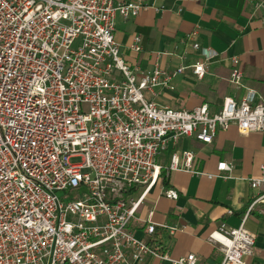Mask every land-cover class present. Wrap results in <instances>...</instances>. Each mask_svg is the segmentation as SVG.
I'll return each instance as SVG.
<instances>
[{
	"label": "built area",
	"instance_id": "obj_1",
	"mask_svg": "<svg viewBox=\"0 0 264 264\" xmlns=\"http://www.w3.org/2000/svg\"><path fill=\"white\" fill-rule=\"evenodd\" d=\"M149 7L144 0H0V264H136L146 257L198 264L194 253L173 258L161 242L138 237L131 220L157 184V155L170 142L186 136L211 143L231 125L264 131V99L243 84L234 56L229 81L244 88L242 98L225 96L214 111L207 102L159 105L158 89H174L185 68L201 79L218 52L200 45L195 29L183 39L198 53L188 65L131 67L115 19ZM130 48L141 49L140 36ZM193 158L192 150H176L167 169L205 174L191 169ZM260 169L247 178L252 190L264 184V163ZM160 194L178 196L163 186ZM253 211L264 215V190L237 227L221 221L208 235L222 252L220 264H264L247 259L255 234L244 223ZM153 213L144 220L148 235L183 231Z\"/></svg>",
	"mask_w": 264,
	"mask_h": 264
},
{
	"label": "crops",
	"instance_id": "obj_2",
	"mask_svg": "<svg viewBox=\"0 0 264 264\" xmlns=\"http://www.w3.org/2000/svg\"><path fill=\"white\" fill-rule=\"evenodd\" d=\"M144 1L149 8L128 19L120 15L115 19V38L131 67L150 70L156 61L168 70L188 65L198 53L189 44L185 45L183 39L195 29V39L200 45L218 52L201 79L185 68L174 77V89H158L154 99L159 105L191 109L207 102L214 111L225 96L242 98L244 88L229 81L234 56L238 58L243 84L264 99V0ZM135 36L141 37L139 51L130 48ZM175 46L177 50L173 52ZM183 51L185 56L181 58ZM185 149L194 153L191 169L205 174L183 169L168 171L171 154ZM157 161L162 166L161 176L131 220L132 230L140 238L161 242L173 258L194 253L198 264H220L222 252L217 244L209 241L208 235L221 221L237 227L252 196L264 190V184L252 190L247 180L261 175L264 131L240 133L231 125L219 130L211 143L183 136L176 143L170 142L157 155ZM220 161L231 162L232 168L218 170ZM207 173L214 176L209 178ZM162 186L176 190L177 198L160 194ZM152 208L154 221H178L184 225L183 231L169 234L158 228L154 236L145 233L144 220ZM228 209L232 214L227 213ZM244 224L255 234L253 253L247 259L263 261L264 215L253 211ZM136 264L169 263L146 257Z\"/></svg>",
	"mask_w": 264,
	"mask_h": 264
},
{
	"label": "rangeland",
	"instance_id": "obj_3",
	"mask_svg": "<svg viewBox=\"0 0 264 264\" xmlns=\"http://www.w3.org/2000/svg\"><path fill=\"white\" fill-rule=\"evenodd\" d=\"M73 160H75V159H73ZM81 190V189H80ZM68 192V191H67ZM71 196H73V194L72 193H70V192H68ZM60 195H61V193H60Z\"/></svg>",
	"mask_w": 264,
	"mask_h": 264
}]
</instances>
